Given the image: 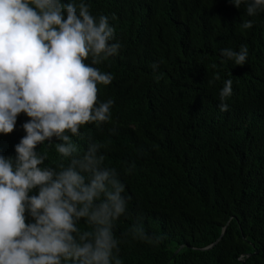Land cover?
<instances>
[{
	"label": "trees",
	"instance_id": "1",
	"mask_svg": "<svg viewBox=\"0 0 264 264\" xmlns=\"http://www.w3.org/2000/svg\"><path fill=\"white\" fill-rule=\"evenodd\" d=\"M84 2L108 17L121 47L93 65L113 76L98 85V102L114 101L111 121L72 139L81 153L89 139L106 144L105 164L125 184L127 211L113 229L122 264H264V11L248 16L229 0ZM241 45L244 65L222 57ZM228 79L232 106L221 111ZM29 119L21 113L12 133H0V154L16 155ZM37 151L48 152L45 165L61 159L47 142ZM133 225L151 242L134 239Z\"/></svg>",
	"mask_w": 264,
	"mask_h": 264
},
{
	"label": "clouds",
	"instance_id": "2",
	"mask_svg": "<svg viewBox=\"0 0 264 264\" xmlns=\"http://www.w3.org/2000/svg\"><path fill=\"white\" fill-rule=\"evenodd\" d=\"M229 2L246 4L248 16L264 11V0ZM114 37L108 17L93 16L84 0H0V133H12L19 114L30 118L16 155L0 154V264H122L113 229L127 211L125 184L105 164L106 144L89 139L81 153L72 139L82 126L111 121L114 101L98 102V85L113 76L93 65L118 54ZM221 51L235 65L246 63V45ZM232 83L219 92L221 111L232 106L224 102ZM45 142L61 158L55 167L45 165L47 151H37ZM26 213L34 222L26 223ZM130 231L151 242L139 225Z\"/></svg>",
	"mask_w": 264,
	"mask_h": 264
},
{
	"label": "water",
	"instance_id": "3",
	"mask_svg": "<svg viewBox=\"0 0 264 264\" xmlns=\"http://www.w3.org/2000/svg\"><path fill=\"white\" fill-rule=\"evenodd\" d=\"M225 229H226V226L224 227V229H223V231H222V234H221V236H220V238L223 236V234H224V232H225ZM220 238L215 242V243H213V244H211V245H209V246H207V247H205V248H202V250H204V249H210V248H212L219 240H220ZM182 247V246H181ZM257 253V252H256Z\"/></svg>",
	"mask_w": 264,
	"mask_h": 264
}]
</instances>
